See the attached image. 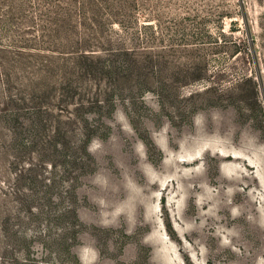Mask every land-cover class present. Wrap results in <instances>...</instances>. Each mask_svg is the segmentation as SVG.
<instances>
[{"label": "rangeland", "instance_id": "1", "mask_svg": "<svg viewBox=\"0 0 264 264\" xmlns=\"http://www.w3.org/2000/svg\"><path fill=\"white\" fill-rule=\"evenodd\" d=\"M0 264H264V0H0Z\"/></svg>", "mask_w": 264, "mask_h": 264}]
</instances>
